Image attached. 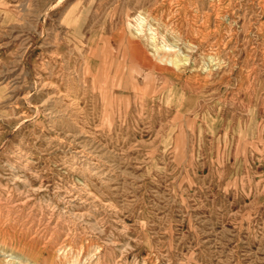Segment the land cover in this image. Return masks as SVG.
Instances as JSON below:
<instances>
[{
  "label": "rangeland",
  "instance_id": "obj_1",
  "mask_svg": "<svg viewBox=\"0 0 264 264\" xmlns=\"http://www.w3.org/2000/svg\"><path fill=\"white\" fill-rule=\"evenodd\" d=\"M260 1L0 0V264H264Z\"/></svg>",
  "mask_w": 264,
  "mask_h": 264
},
{
  "label": "bare ground",
  "instance_id": "obj_2",
  "mask_svg": "<svg viewBox=\"0 0 264 264\" xmlns=\"http://www.w3.org/2000/svg\"><path fill=\"white\" fill-rule=\"evenodd\" d=\"M259 1H260V0H259ZM262 1H263V0H262ZM26 2H27V1H26ZM185 2H186V1H185ZM260 2H261V1H260ZM262 3H264V2H262ZM241 4H242V3H241ZM24 5H25V4H24ZM261 5H262V4H261ZM185 6H187V5H185ZM216 6H217V5H216ZM19 7H20V5H19ZM210 7H211V6H210ZM50 8H51V7H50ZM50 8H49V9H50ZM215 8H216V7H215ZM241 8H242V7H241ZM262 8H263V7H262ZM49 9H48V10H49ZM230 9H231V8H230ZM23 10H24V8H23ZM44 11H45V10H44ZM224 13H225V12H224ZM226 13H227V12H226ZM8 14H9V13H8ZM153 14H154V13H153ZM215 15H216V14H215ZM215 18H216V16H215ZM237 18H238V17H237ZM8 19H9V18H8ZM193 19H194V18H193ZM193 19H192V20H193ZM197 19H198V18H197ZM262 21H263V20H262ZM33 23H34V22H33ZM134 25H135V24L132 23V20H127V23H126L127 28L130 29V28L134 27L135 31L138 32V31H139L138 27H135ZM198 29H199V28H198ZM214 29H215V28H214ZM259 29H260V28H259ZM255 30H257V29H255ZM11 31H12V30H11ZM214 31H215V30H214ZM258 31H259V30H258ZM150 33H151V32H150ZM17 35H18V34H17ZM41 35H42V34H41ZM22 37H23V36H22ZM43 37H44V36H43ZM197 37H198V36H197ZM20 39H21V38H20ZM18 40H19V39H18ZM45 40H46V39H45ZM50 40H51V39H50ZM198 40H199V39H198ZM43 41H44V40H43ZM20 43H21V42H20ZM134 47H135V48H134V51L131 52L133 58H134V59H141V58H142V59L145 60V62H147V65L150 66V61L148 60L149 58H146L145 54L143 53V51H141V50L138 48V46H134ZM22 48H23V47H22ZM20 50H21V49H20ZM210 50H211V49H210ZM68 52H69V51H68ZM68 52H67V53H68ZM77 53H78V52H77ZM230 54H231V53H230ZM55 55H56V54H55ZM215 56H216V54H215ZM60 57H61V56H60ZM200 57H201V56H200ZM208 57H209V56H208ZM211 57H212V56H211ZM61 58H62V57H61ZM262 58H263V57H262ZM20 59H21V58H20ZM204 59H205V58H204ZM251 59H252V58H251ZM15 60H16V59H15ZM23 60H24V59H23ZM50 60H52V59H50ZM158 60H159V59H158ZM228 61H229V60H228ZM142 62H143V61H142ZM200 62H201V61H200ZM219 62H220V61H219ZM46 63H47V62H46ZM65 63H66V62H65ZM65 63H64V64H65ZM211 63H212V62H211ZM44 64H45V63H44ZM44 64H43V65H44ZM54 64H55V63H54ZM166 64H169V65H172V66H178V65L180 64V62H177L176 60H172V59H171V60H168V62H167ZM220 64H221V63H220ZM62 65H63V64H62ZM252 65H253V64H252ZM45 66H46V64H45ZM80 66H81V65H80ZM80 66H79V67H80ZM42 67H43V66H42ZM52 67H55V66H52ZM157 68H158V67H157ZM49 72H51V71H49ZM71 72H72V71H71ZM262 72H263V71H262ZM68 73H69V72H68ZM192 74H193V73H192ZM39 75H40V74H39ZM63 76H64V75H63ZM40 77H41V76H40ZM67 77H68V76H67ZM35 78H37V77H35ZM59 79H60V78H59ZM193 79H194V78H193ZM63 80H64V79H63ZM45 86H46V85H45ZM74 88H75V86H74ZM74 88H73V89H74ZM76 88H77V87H76ZM76 88H75V89H76ZM45 89H46V88H45ZM70 89H71V88H70ZM69 92H70V91H69ZM74 92H75V91H74ZM74 92H73V93H74ZM56 93H57V92H56ZM71 95L73 96L74 94H71ZM62 96H63V95H62ZM75 96H76V95H75ZM51 97H52V96H51ZM63 97H64V96H63ZM55 98H56V97H55ZM57 98H58V97H57ZM61 98H62V97H61ZM74 98H75V97H74ZM68 99H69V98H68ZM230 99H231V98H230ZM66 100H67V98H66ZM62 101H63V99H62ZM62 101H61V103H62ZM71 101H72V100H71ZM56 102H57V101H56ZM52 103H53V102H52ZM61 103H60V104H61ZM76 104H77V103H76ZM53 105H54V104H53ZM56 105H57V104H56ZM58 105H59V104H58ZM61 105H62V104H61ZM54 106H55V105H54ZM74 106H75V104H74ZM75 107H76V106H75ZM67 108H68V107H67ZM72 108H73V107H72ZM52 109H53V108H52ZM61 109H63V108H61ZM57 110H58V109H57ZM57 110H56V111H57ZM65 111H66V110H65ZM67 111H68V109H67ZM76 111H77V110H76ZM78 111H79V109H78ZM78 111H77V112H78ZM80 111H81V110H80ZM58 112H59V110H58ZM61 112H62V111H61ZM69 112H70V110H69ZM48 113H50V112H48ZM39 114H40V113H39ZM59 114H61V113H59ZM59 114H58V115H59ZM75 114H76V113H75ZM61 115H62V114H61ZM71 115H72V114H71ZM66 116H67V115H66ZM69 116H70V115H69ZM69 116H68V117H69ZM72 116H73V115H72ZM79 116H80V115H79ZM60 119H61V118H60ZM62 119H63V118H62ZM64 119H65V118H64ZM69 120H70V119H69ZM55 121H56V120H55ZM65 121H66V120H65ZM67 121H68V119H67ZM73 121H74V120H73ZM49 122H50V121H49ZM69 122H70V121H69ZM69 122H68V123H69ZM52 124H53V123H52ZM71 125H72V124H71ZM69 126H70V125H69ZM107 126H108V125H107ZM76 127H77V126H76ZM65 128H66V127H65ZM68 128H72V127H68ZM108 128H109V127H108ZM80 130H81V129H80ZM80 130H79V131H80ZM82 130H83V129H82ZM170 130H171V129H170ZM72 132H73V130H72ZM77 133H78V132H77ZM79 133H80V132H79ZM83 133H84V132H83ZM88 133H90V132H88ZM91 133H92V132H91ZM114 133H115V132H114ZM85 134H86V133H85ZM63 135H64V134H63ZM71 135H73V134H71ZM76 135H77V134H76ZM79 135H80V134H79ZM82 135H84V134H82ZM90 135H91V134H90ZM86 137H87V136H86ZM88 139H89V138H88ZM54 140H55V139H54ZM58 140H59V139H58ZM67 140H68V139H67ZM69 140H70V139H69ZM73 140H74V139H73ZM90 140H91V139H90ZM81 141H82V140H81ZM86 142H87V141H86ZM92 142H93V141H92ZM74 143H75V142H74ZM25 144H26V143H25ZM71 144H72V143H71ZM84 144H86V143H84ZM50 145H51V143H50ZM76 145H77V144H76ZM76 145H75V146H76ZM79 145H80V144H79ZM87 145H88V144H87ZM22 146H23V145H22ZM65 146H66V145H65ZM80 146H81V145H80ZM91 146H92V143H91ZM13 147H14V146H13ZM18 148H19V147H18ZM14 149H15V148H13L12 150H14ZM73 149H74V148H73ZM91 149H92V148H91ZM86 150H87V149H85V151H86ZM22 151H24V150H22ZM59 151H60V150H59ZM66 151H67V150H66ZM75 151H76V150H75ZM77 151H78V150H77ZM13 152H14V151H13ZM25 152H26V151H25ZM30 152H31V151H30ZM72 152H73V150H72ZM92 152H93V151H92ZM8 153H9V152H8ZM16 153H17V152H16ZM26 153H27V152H26ZM75 153H76V152H75ZM75 153H74V154H75ZM80 153H81V152H80ZM90 153H91V152H90ZM86 154H87V153H86ZM91 154H92V153H91ZM10 155H11V154H10ZM14 155H15V154H14ZM59 155H60V154H59ZM64 155H65V154H64ZM76 155H77V154H76ZM76 155H75V156H76ZM92 155H93V154H92ZM71 156H72V155H71ZM80 156H81V155H80ZM93 156H94V155H93ZM18 157H19V156H18ZM61 157H63V156H61ZM64 157H65V156H64ZM67 157H68V156H67ZM91 157H92V156H91ZM16 158H17V157H16ZM20 158H21V157H20ZM30 158H31V157H30ZM74 158H75V157H74ZM82 158H83V157H82ZM89 158H90V157H89ZM99 158H100V157H99ZM14 159H15V158H14ZM14 159H13V161H14ZM17 159H19V158H17ZM25 159H26V158H24V160H25ZM62 159H63V158H62ZM62 159H61V160H62ZM71 159H72V158H71ZM86 159H87V158H86ZM90 159H92V158H90ZM107 159H108V158H107ZM67 160H68V159H67ZM76 160H77V158H76ZM103 160H104V159H102V161H103ZM105 160H106V159H105ZM25 161H26V160H25ZM59 161H60V160H59ZM71 161H72V160H71ZM71 161H70V162H71ZM84 161H85V160H84ZM100 161H101V159H100ZM14 162H15V161H14ZM16 162H17V161H16ZM27 162H29V161H27ZM60 162H61V161H60ZM65 162H66V161H65ZM76 162H77V161H76ZM57 163H58V162H57ZM61 163H62V162H61ZM63 163H64V159H63ZM67 163H68V162H67ZM67 163H66V164H67ZM100 163H101V162H100ZM104 163H106V162H104ZM2 164H3V163H2ZM18 164H19V163H18ZM20 164H21V163H20ZM64 164H65V163H64ZM80 164H81V163H80ZM80 164H79V165H80ZM82 164H83V163H82ZM85 164H86V163H85ZM90 164H92V163L90 162ZM101 164H103V163H101ZM4 165H5V164H4ZM22 165H23V164H22ZM96 165H97V164H96ZM98 165H99V164H98ZM98 165H97V166H98ZM106 165H107V164H106ZM11 166H12V165H11ZM64 166H65V165H64ZM87 166H88V165H87ZM92 166H93V165H92ZM92 166H91V167H92ZM101 166H102V165H101ZM104 166H105V165H104ZM12 167H13V166H12ZM20 167H21V166H20ZM23 167H24V166H23ZM9 168H10V167H9ZM87 168H88V167H87ZM87 168H86V170H88ZM92 168H93V167H92ZM97 168H98V167H97ZM23 169H24V168H23ZM71 169H72V168H71ZM82 169H83V168H82ZM113 169H115V168H113ZM86 170H85V171H86ZM93 170H94V169H93ZM95 170H96V169H95ZM97 170H99V169H97ZM12 171L14 172V169H13ZM78 171H79V170H78ZM81 171H83V170H81ZM19 172H20V171H19ZM87 172H88V171H87ZM32 173H33V172H32ZM81 173L83 174V172H81ZM81 173H79V174H81ZM92 173H94V172H92ZM92 173H91V176L93 175ZM108 173H109V171H108ZM88 174H90V173H88ZM101 174H102V173H101ZM57 175H58V174H57ZM16 176H17V175H16ZM32 176H33V175H32ZM84 176H85V175H84ZM88 176H89V175H88ZM93 176H94V175H93ZM101 176H102V175H101ZM109 176H110V175H109ZM12 177H13V176H12ZM12 177H11V178H12ZM78 177H79V176H78ZM80 178H81V177H80ZM83 178H84V177H83ZM94 178H96V177H94ZM99 178H100V177H99ZM84 179H85V178H84ZM90 179H91V178H90ZM96 179H97V178H96ZM107 179H108V178H107ZM81 180H83V179H81ZM107 181H108V180H107ZM107 181H106V182H107ZM8 182H9V181H8ZM10 182H12V181H10ZM20 182H21V181H20ZM20 182H19V183H20ZM75 182H76V181H75ZM100 182H101V180H100ZM79 183H80V182H79ZM84 183H85V182H84ZM20 184H22V183H20ZM66 184H67V183H66ZM37 185H38V184H37ZM60 185H61V184H60ZM68 185H69V184H68ZM81 185H82V184H81ZM0 186H1V185H0ZM4 186H5V185H4ZM12 186H13V185H12ZM26 186H27V185H26ZM72 186H73V185H72ZM99 186H100V185H99ZM101 186H102V185H101ZM7 187H8V186H7ZM13 187H14V186H13ZM68 187H69V186H68ZM83 187H84V186H83ZM1 188H2V186H1ZM16 188H17V186H16ZM35 188H36V187H35ZM85 188H86V186H85ZM25 189H26V188H25ZM39 189H40V188H39ZM41 189H42V188H41ZM65 189H66V188H65ZM73 189H74V188H73ZM3 190H5V189H3ZM15 190H16V189H15ZM42 190H43V189H42ZM54 190H55V189H54ZM86 190H87V189H86ZM57 191H59L58 188H57ZM76 191H77V190H76ZM82 191H83V189H82ZM1 192H2V191H1ZM51 192H52V191H51ZM70 192H71V191H70ZM85 192H86V191H85ZM85 192H84V193H85ZM15 194H16V193H15ZM63 194H64V193H63ZM77 194H78V193H77ZM0 195H2V194H0ZM18 195H19V194H18ZM18 195H17V196H18ZM79 195H80V194H78V196H79ZM82 195H83V193H82ZM10 196H11V195H10ZM58 196H59V195H58ZM60 196H61V195H60ZM62 196H63V195H62ZM1 197H2V196H1ZM4 197H5V196H4ZM41 197H42V196H41ZM84 197H85V196H84ZM15 198H16V197H15ZM60 198H61V197H60ZM73 199H74V198H73ZM84 199H85V198H84ZM41 200H42V199H41ZM57 200H58V199H57ZM68 200H69V198H68ZM12 201H13V200H12ZM1 202H2V201H1ZM1 202H0V203H1ZM36 202H37V200H36ZM42 202H44V201H42ZM76 202H77V201H76ZM78 202H79V201H78ZM49 203H50V202H49ZM71 203H72V202H71ZM100 203H101V202H100ZM66 204H67V203H66ZM108 204H109V203H108ZM96 205H97V204H96ZM98 205H99V204H98ZM0 206H1V205H0ZM4 206H5V205H4ZM78 206H79V205H78ZM87 206H88V205H87ZM89 207H90V206H89ZM70 208H71V207H70ZM91 208H92V207H91ZM13 209H14V208H13ZM59 209H60V208H59ZM72 209H73V208H72ZM33 210H34V209H33ZM51 211H52V210H51ZM79 211H81V210H79ZM113 211H114V210H113ZM88 212H89V211H88ZM1 213H2V212H1ZM30 213H31V212H30ZM86 213H87V212H86ZM11 214H12V213H11ZM69 214H70V213H69ZM72 214H73V213H72ZM2 215H3V214H2ZM21 215H22V214H21ZM21 215H20V216H21ZM23 215H24V213H23ZM70 215H71V214H70ZM96 215H97V214H96ZM98 215H99V214H98ZM112 215H113V214H112ZM112 215H111V216H112ZM115 215H116V214H115ZM5 216H6V215H5ZM11 216H12V215H11ZM108 216H109V215H108ZM22 217H23V216H22ZM91 218H92V217H91ZM18 219H19V218H18ZM60 219H61V218H60ZM116 219H117V218H116ZM35 220H36V219H35ZM68 220H69V219H68ZM117 220H118V219H117ZM90 221H91V220H90ZM16 222H17V221H16ZM27 223H28V221H27ZM29 223H30V222H29ZM33 223H34V222H33ZM85 223H86V222H85ZM93 223H94V221H93ZM104 224H105V223H104ZM19 225H20V224H19ZM17 226H18V225H17ZM41 226H42V225H41ZM146 226H147V225H146ZM47 227H49V226H47ZM29 228H30V227H29ZM29 228H28V229H29ZM34 228H35V227H34ZM44 228H45V226H44ZM50 228H51V227H50ZM19 229H20V228H19ZM42 230H43V229H42ZM44 230H45V229H44ZM56 231H57V230H56ZM120 231H121V230H120ZM10 232H12V231H10ZM40 232H41V231H40ZM40 232H39V233H40ZM37 233H38V232H37ZM63 233H64V232H63ZM123 233H124V232H123ZM48 234H49V233H48ZM55 234H56V233H55ZM10 235H11V234H10ZM20 235H21V234H20ZM15 236H16V235H15ZM18 236H19V235H18ZM53 236H54V235H53ZM3 237H4V236H3ZM6 238H7V237H6ZM17 238H18V237H17ZM42 238H43V237H42ZM62 238H63V237H62ZM58 239H59V238H58ZM3 240H4V239H3ZM16 240H17V239H16ZM44 240H45V239H44ZM48 240H49V239H48ZM59 240H60V239H59ZM77 240H78V239H77ZM94 240H95V239H94ZM94 240H93V241H94ZM131 240H132V239H131ZM5 241H6V240H5ZM78 241H79V240H78ZM3 242H4V241H3ZM31 242H32V241H31ZM104 242H105V241H104ZM149 242H150V241H149ZM7 243H9V242H7ZM47 243H48V242H47ZM16 244H17V243H16ZM51 244H52V243H51ZM61 244H62V243H61ZM120 244H121V243H120ZM31 245H32V244H31ZM49 245H50V243H49ZM75 245H76V244H75ZM87 245H88V244H87ZM121 245H122V244H121ZM121 245H120V246H121ZM123 245H124V244H123ZM54 246H55V244H54ZM126 246H127V245H126ZM126 246H125V247H126ZM150 246H151V245H150ZM58 247H59V246H58ZM74 247H75V246H74ZM74 247H73V248H74ZM76 247H77V246H76ZM91 247H92V246H91ZM1 248H2V247H1ZM47 248H48V247H47ZM49 248H50V247H49ZM29 249H30V248H29ZM58 249H59V248H58ZM84 249H85V248H84ZM117 249H118V248H117ZM8 250H9V249H8ZM68 250H69V249H68ZM74 250H75V249H74ZM96 250H97V249H96ZM18 251H19V250H18ZM69 251H70V250H69ZM76 251H77V250H76ZM87 251H88V250H87ZM149 251H151V250H149ZM154 251H155V249H154ZM25 252H26V251H25ZM54 252H55V251H54ZM70 252H71V251H70ZM125 252H126V251H125ZM50 253H51V252H50ZM76 253H77V252H76ZM119 253H120V252H119ZM26 254H27V253H26ZM67 254H68V253H67ZM67 254H66V255H67ZM70 254H71V253H70ZM73 254H74V253H73ZM88 254H89V253H88ZM88 254H87V255H88ZM14 255H15V254H14ZM79 255H80V254H79ZM98 255H99V253H98ZM119 255H120V254H119ZM50 256H51V255H50ZM63 256H64V255H63ZM77 256H78V255H77ZM96 256H97V255H96ZM96 256H95V257H96ZM57 257H58V256H57ZM69 257H70V256H69ZM86 257H87V256H86ZM72 258H73V257H72ZM66 259H67V258H66ZM70 259H71V258H70ZM73 259H74V258H73ZM75 259H76V257H75ZM102 259H103V258H102ZM55 260H56V259H55ZM59 260H60V259H59ZM93 260H94V259H93ZM153 260H154V259H153ZM57 261H58V259H57ZM61 261H62V260H61ZM61 261H60V262H61ZM83 261H84V260H83ZM101 261H102V260H101ZM65 262H66V261H65ZM96 263H97V262H96ZM112 263H113V262H112ZM124 263H125V262H124ZM48 264H49V263H48ZM54 264H55V263H54ZM56 264H57V263H56ZM65 264H66V263H65ZM82 264H83V263H82ZM98 264H99V263H98ZM108 264H109V263H108ZM118 264H119V263H118Z\"/></svg>",
  "mask_w": 264,
  "mask_h": 264
}]
</instances>
